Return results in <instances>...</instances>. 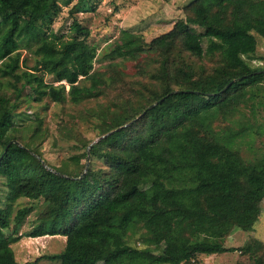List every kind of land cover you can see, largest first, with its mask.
<instances>
[{
  "label": "trees",
  "instance_id": "obj_1",
  "mask_svg": "<svg viewBox=\"0 0 264 264\" xmlns=\"http://www.w3.org/2000/svg\"><path fill=\"white\" fill-rule=\"evenodd\" d=\"M59 1L0 0V177L7 200L44 204L25 235L64 236L63 250L47 256L60 264H200L199 255L234 251L260 252L254 264H264V241L257 236L238 248L221 242L234 227L255 231L264 217V152L245 162L232 148L245 127L222 137L214 129L215 119L229 118L264 78V67L244 59L255 54L256 35L264 38V0H193L168 31L146 41L122 29L99 53L76 19L67 38L49 30ZM32 46L35 64L28 67L20 49ZM99 55L108 61L104 71L94 68ZM129 61L149 83L123 97L120 67ZM46 75L64 80L68 92L66 84L47 83ZM21 80L33 101L79 105L117 91L110 104L87 111L99 140L89 146L83 138L84 150L70 169L45 165L38 149L23 141L30 116L19 95L2 93L7 86L18 92ZM36 120L33 135L43 125ZM88 147L86 166L80 161ZM32 210L19 208L14 224ZM10 216V205L0 207V264H21L10 246L17 230L5 233ZM138 228L143 248L127 242Z\"/></svg>",
  "mask_w": 264,
  "mask_h": 264
},
{
  "label": "rangeland",
  "instance_id": "obj_2",
  "mask_svg": "<svg viewBox=\"0 0 264 264\" xmlns=\"http://www.w3.org/2000/svg\"><path fill=\"white\" fill-rule=\"evenodd\" d=\"M191 1L193 0H91L89 3L77 7L75 6L76 0L59 1V10L56 15L52 16L49 30L58 35L62 34L67 38L70 25L76 19L82 26L88 28L87 42L94 46L97 53H99L105 46L116 41L122 29H129L133 33L143 36L146 41H150L168 31L176 20L184 18V7ZM189 28L195 33H204V29L196 25L189 24ZM256 40L257 49L255 54L245 56L244 59L252 67H264V38L256 35ZM32 49L33 46L31 49L28 47L20 49L21 59L26 61L28 67L35 64ZM107 62V60H102L99 55L94 61V68L104 71L106 70L104 65ZM141 64H144L143 60H141ZM120 68L123 78L120 79L118 85L119 87L125 86L123 97L126 95L133 97V90L138 85L141 86L140 83L146 85L149 83L148 78H142L138 75L135 62H125L124 67ZM45 81L53 83L55 86L66 84L64 80L55 81L52 75H46ZM23 83L24 80L16 83L18 91L16 93L13 92L15 89L11 86L4 87L2 92L13 99L16 95H19L20 101H23L21 109H26V115L30 116V118L27 116L24 120L30 129L22 131L23 141L28 142L30 147L38 149L41 158L46 162L45 165L58 168L69 166L70 169L75 163L72 157L84 150V148H81V140L84 138L86 142L90 141L89 145L99 140L98 132L93 127L96 119L87 116V111L97 110L100 106L105 107L110 104L109 100L113 95L116 96L117 91H107L104 96L85 100L79 105H74L69 100L58 103L47 97L41 101H33V98L28 99L27 95L31 94L32 91L28 86L23 87ZM255 85L247 91V97L235 111H232L229 118L219 117L214 122V129L220 137L233 134L234 131L245 127V133L243 132L242 135L234 137L232 144V148L240 154L245 162H253L264 152V78ZM68 89L69 85L66 84V93ZM251 94L255 98L249 100L248 96ZM36 119H42L43 125L38 133L33 135V127L37 124ZM30 135L33 136L29 141ZM77 139H79V142L76 143ZM86 161L87 157L82 159L80 163L86 165ZM96 163L100 164L97 161ZM7 193L5 180L0 177V207L5 208L10 205L11 210L10 225L8 229H5V233L8 236L15 228L17 230L15 236L19 237L16 242L10 245L15 259L21 264H60L59 260H50L47 256L56 255L63 250L66 239L64 236L46 235V237L32 238L25 235L38 223V217L44 207L42 199L19 198L11 202L7 200ZM29 206H32L33 210L19 226L14 224L16 211L19 208ZM261 207L264 213V201ZM261 218L260 225L256 227L255 231L247 233L234 227L229 234L221 239V242L226 247L238 248L251 244L253 242L252 238L256 236L264 241V217ZM143 233L142 228L130 233L127 238L128 244L143 248L141 238ZM198 238L203 237L198 236ZM259 254L260 252L241 253L240 251H234L209 256L199 255L198 260L200 264H254V257Z\"/></svg>",
  "mask_w": 264,
  "mask_h": 264
},
{
  "label": "water",
  "instance_id": "obj_3",
  "mask_svg": "<svg viewBox=\"0 0 264 264\" xmlns=\"http://www.w3.org/2000/svg\"><path fill=\"white\" fill-rule=\"evenodd\" d=\"M263 72H264V70H263ZM231 84V82L229 83V85ZM105 136V135H104ZM92 145V144H91ZM91 145H89V146H91ZM88 162H89V147H88V149H87V161H86V166L88 165Z\"/></svg>",
  "mask_w": 264,
  "mask_h": 264
},
{
  "label": "bare ground",
  "instance_id": "obj_4",
  "mask_svg": "<svg viewBox=\"0 0 264 264\" xmlns=\"http://www.w3.org/2000/svg\"><path fill=\"white\" fill-rule=\"evenodd\" d=\"M46 237V236H45Z\"/></svg>",
  "mask_w": 264,
  "mask_h": 264
}]
</instances>
